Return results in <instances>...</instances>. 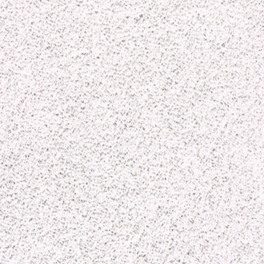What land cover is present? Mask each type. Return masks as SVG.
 I'll return each mask as SVG.
<instances>
[{
	"label": "snow or ice",
	"instance_id": "snow-or-ice-1",
	"mask_svg": "<svg viewBox=\"0 0 264 264\" xmlns=\"http://www.w3.org/2000/svg\"><path fill=\"white\" fill-rule=\"evenodd\" d=\"M0 264H264V0H0Z\"/></svg>",
	"mask_w": 264,
	"mask_h": 264
}]
</instances>
